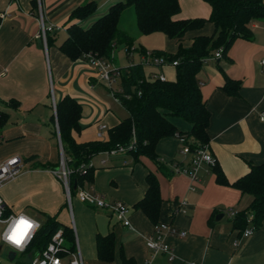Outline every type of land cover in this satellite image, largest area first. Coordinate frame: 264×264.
<instances>
[{
    "label": "crops",
    "instance_id": "0c3cea01",
    "mask_svg": "<svg viewBox=\"0 0 264 264\" xmlns=\"http://www.w3.org/2000/svg\"><path fill=\"white\" fill-rule=\"evenodd\" d=\"M86 1L37 0L35 4L34 0H0V108L9 113L0 127V162L11 156L22 160L20 173L0 189L4 203L13 212L35 218L48 214L69 226L72 220L85 264H122L120 248L137 264H264V222L247 237L239 236L233 228L231 211L246 209L252 195L218 183L206 163L193 181L180 172L165 175L146 156L136 160L127 151L100 152L96 161L91 159L93 180L86 187L103 193L109 201L125 202L130 207L131 226L119 221L110 208L81 201L77 193L71 195L69 203L63 181L52 172L61 157L57 123L52 122L53 101L69 94L82 104V128L73 132L77 141L106 138L108 129L128 115L113 93L114 84L110 86L102 79L86 59L72 60L59 48L72 9ZM94 1L98 4L96 12L80 21L85 26L118 0ZM180 4L178 17L210 16L211 6L205 0H192L191 6L180 0ZM41 17L46 25L55 26L49 41L41 36ZM214 31L215 25L206 22L181 40L165 35L169 42L165 50L175 52L179 42L190 45L195 36ZM253 31L252 40L239 37L234 41L230 58L207 59L198 73L211 112L208 149L230 182L249 170V162L264 161V119L260 117L264 110V20L254 22ZM137 53L139 60L128 64L145 61L146 74L163 72L169 79L176 77L175 66L151 64ZM225 73L241 80L238 95H229L222 88ZM115 84L119 88L118 81ZM11 99L18 105L11 104ZM177 118L173 120L180 129L190 128L189 122ZM102 124L106 128L101 129ZM166 142L173 148L170 152L160 148V159L188 165L192 153L182 152L180 139L176 135L165 137L157 150ZM150 170L159 177L165 199L161 219L187 231L184 237L164 236L173 248V258L166 252L154 254L147 247L146 237L154 224L134 206L145 194ZM68 205L70 210H66ZM219 214L222 216L217 219ZM110 231L116 237V253L112 261H103L97 255L96 236Z\"/></svg>",
    "mask_w": 264,
    "mask_h": 264
},
{
    "label": "trees",
    "instance_id": "16d2710c",
    "mask_svg": "<svg viewBox=\"0 0 264 264\" xmlns=\"http://www.w3.org/2000/svg\"><path fill=\"white\" fill-rule=\"evenodd\" d=\"M37 4V0H34ZM211 6L209 17H178L181 11L180 0H118L97 16L88 26L80 21L90 17L98 8L94 0L77 5L69 15L66 37L59 44L60 50L72 60L90 59V55L108 61L115 60V49L125 45L130 53L132 47L147 56L143 46H135L133 37L120 29L122 14L129 6L134 8L136 26L140 33L163 32L169 38L181 40L190 30L202 28L206 22L215 25L212 34H199L190 45L179 42L175 52L164 49H151V59L162 56L166 62L177 60L174 79H151L146 74V62H132L121 67L118 78L119 88L113 91L116 98L128 110V115L108 129V136L88 141H77L74 131L81 130L80 118L82 104L75 97L66 94L56 102V113L52 122L59 126L66 163L72 170L70 174L71 195L78 192L79 186H86L93 180L94 165L87 166L83 172L81 165L91 162L94 155L113 149L118 145L127 147V152L136 159L149 157L167 176L176 172L173 163L163 161L157 152L161 139L183 134L187 138L189 152L194 154L199 148H209L208 127L211 112L203 97L198 73L206 58L221 49V57L230 58L229 51L234 41L241 37L254 38L253 23L264 20V0H205ZM51 31H47L49 41ZM220 58V57H219ZM241 80L225 73L222 88L229 95H238ZM11 104L18 101L11 99ZM8 111L0 108V127L7 121ZM179 117L190 123L188 130H182L173 118ZM56 132V129H54ZM131 145V147H129ZM60 159L56 165H59ZM220 184L232 185L243 193L252 195L250 205L235 212L232 217L233 228L241 236L244 230L253 226L258 229L264 222V161L249 162V170L235 181L230 182L222 166L216 160L210 165ZM55 168V167H54ZM146 191L135 203L153 222L154 226L161 219L162 205L165 201L159 177L153 171L146 175ZM76 184V187L74 185ZM9 211V208H8ZM41 226L33 241V248L41 251L55 231L62 228L67 241L74 247L75 230L61 222L57 217L44 214ZM97 255L100 260L112 261L116 253V237L113 231L98 233L96 236ZM122 264H137L132 256H127L120 248Z\"/></svg>",
    "mask_w": 264,
    "mask_h": 264
},
{
    "label": "built area",
    "instance_id": "2783aa9c",
    "mask_svg": "<svg viewBox=\"0 0 264 264\" xmlns=\"http://www.w3.org/2000/svg\"><path fill=\"white\" fill-rule=\"evenodd\" d=\"M41 23H42L41 36L44 39H46L47 31L54 30L55 26L52 24L46 25L43 17H41ZM133 50H135L134 46L132 47L130 52H132ZM221 55H222L221 49H218L215 51L213 56H209L208 58H206V60L210 58H219L221 57ZM150 56H151V52L150 50H148L147 56L144 57L146 58V61L151 64L160 65V66H163L165 64H171L175 66L177 64V60H174L173 62H166L164 60V57L162 56H155L153 59H151ZM88 62L91 65H93L95 68H97L99 76L102 79L106 80L110 86H113V84H115L118 81L122 66H118L114 64L112 61L97 58L92 55H90V59L88 60ZM262 63L264 64V59L262 60ZM147 76H149L151 79L154 78H160L161 80L168 79V77L163 72H155L149 75L147 74ZM53 105H54V109H56L55 101H53ZM260 117L261 119H264V110L261 112ZM100 128L104 129L106 128V125L102 124ZM102 135L103 133L101 131L99 133V136L102 137ZM176 136L180 139L182 143V152L183 153L189 152V145L187 144L186 136L183 134H176ZM129 147H131V145ZM126 150L127 147L118 145L117 147L107 150L105 152H108L110 154H115L119 151L122 152ZM215 161H216L215 157L212 155V153L209 151L208 148H199L194 154H192L188 165L177 164V162H175L173 163V166L176 172L186 174L193 181H195L198 179V170L200 169V167H202V165L205 163L212 165L215 163ZM102 162L104 163L105 159L102 160ZM89 165H93L92 162L81 165L83 172H86L87 166ZM58 166H57L58 168L57 167L53 168L52 172L55 175L59 176L63 181L68 194V199L70 200L71 198L70 174L72 170L69 168V166L66 163L65 155L62 154V147H61L60 163ZM21 170H22V160L19 156H11L5 159L4 161L0 162V189L6 181L14 178L17 174L20 173ZM77 194L79 199L87 203L88 205L97 208H110L119 221H121L126 226H131L128 217L130 207L125 202L121 200L109 201L106 199L103 193H100L86 186H79ZM231 213L232 215L235 214L234 211H231ZM20 215H25L31 218L32 220L37 221L39 224V227L33 230L32 234L27 239L22 249L16 248L14 245L7 243L3 239V237L7 235L6 229L10 231V226L15 223V218H17ZM0 223L4 225L3 230L1 232V239L3 241V244H7L10 247V251L13 250L16 252L15 257L12 260L9 259L12 264H85L84 257L82 255L77 237L74 247H71L67 241V238L62 228H59L57 231L53 233V235L51 236L50 240L48 241L47 245L43 250L36 251L33 248V241L41 226L40 220L24 212H13L10 209L8 211V206L4 203L1 193H0ZM254 230L255 228L253 226H249L244 230L241 236L242 237L250 236ZM167 233L178 237H184L187 234V231L175 227L169 221H163L161 223L156 224L154 226L153 232L146 237V245L149 249H151V251L154 254L159 252H166L170 254L171 258H173L174 257L173 248L164 239V236ZM3 244L0 245V250L3 248ZM10 251L8 252V258ZM189 264H196V263L190 262Z\"/></svg>",
    "mask_w": 264,
    "mask_h": 264
},
{
    "label": "rangeland",
    "instance_id": "374dc122",
    "mask_svg": "<svg viewBox=\"0 0 264 264\" xmlns=\"http://www.w3.org/2000/svg\"><path fill=\"white\" fill-rule=\"evenodd\" d=\"M184 1H187L188 6L192 5V0H184ZM120 29L127 31L133 37L134 45L136 46H143L148 50H151L154 48L165 50V48H168L169 42L163 32L157 31V32L149 33V34H142L138 31L137 26H136L135 12L132 6H129L128 8H126L124 13L122 14V17L120 20ZM137 52H138L137 50H133L132 52L128 53L125 45H118L115 49L116 58L113 63L118 66H125L126 64L129 63L130 60L137 61L139 60V55ZM117 87H118L117 84H114V88L117 89ZM179 119H182V118H179ZM182 121H185L184 123H188L186 120L182 119ZM160 148H163L165 151L170 152L173 148V145L169 142L164 143L163 146L159 145L158 150H157L158 154H161ZM93 159L96 161L98 159V154L94 155ZM69 203H70V200H69ZM69 208H70V205L66 207V210H68ZM36 218L38 220L41 219L40 217H36ZM69 224L75 229L72 220ZM3 227L4 225L0 223V245L3 244V241L1 239V232L3 230ZM75 232H76V229H75ZM9 251H10V247L7 244H3V248L0 250V262L2 264H12L8 258Z\"/></svg>",
    "mask_w": 264,
    "mask_h": 264
},
{
    "label": "clouds",
    "instance_id": "9594fccd",
    "mask_svg": "<svg viewBox=\"0 0 264 264\" xmlns=\"http://www.w3.org/2000/svg\"><path fill=\"white\" fill-rule=\"evenodd\" d=\"M38 227L39 224L37 221L25 215H20L15 218V223L10 226V231L6 229L7 235L3 239L16 248L22 249L33 230Z\"/></svg>",
    "mask_w": 264,
    "mask_h": 264
},
{
    "label": "water",
    "instance_id": "95a60500",
    "mask_svg": "<svg viewBox=\"0 0 264 264\" xmlns=\"http://www.w3.org/2000/svg\"><path fill=\"white\" fill-rule=\"evenodd\" d=\"M55 113H56V109H55ZM57 131H58V136H59V140H60V144H61V147H62V154L64 155V151H63V146H62V140H61V136H60V131H59V126L57 124ZM74 187H76V184L74 185ZM222 216V214H219L217 215V219H220V217ZM16 255V252L15 251H10L9 253V259L12 260Z\"/></svg>",
    "mask_w": 264,
    "mask_h": 264
}]
</instances>
